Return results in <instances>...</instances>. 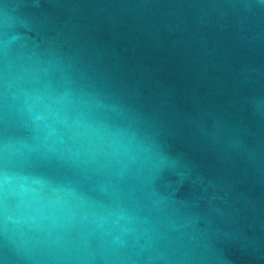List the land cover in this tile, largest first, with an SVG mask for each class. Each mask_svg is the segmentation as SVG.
Instances as JSON below:
<instances>
[{"label": "water", "instance_id": "1", "mask_svg": "<svg viewBox=\"0 0 264 264\" xmlns=\"http://www.w3.org/2000/svg\"><path fill=\"white\" fill-rule=\"evenodd\" d=\"M0 264H264V0H0Z\"/></svg>", "mask_w": 264, "mask_h": 264}]
</instances>
